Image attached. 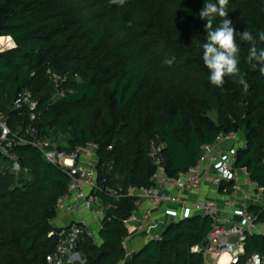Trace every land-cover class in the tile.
<instances>
[{
    "label": "trees",
    "instance_id": "trees-1",
    "mask_svg": "<svg viewBox=\"0 0 264 264\" xmlns=\"http://www.w3.org/2000/svg\"><path fill=\"white\" fill-rule=\"evenodd\" d=\"M215 2L0 0V38L15 44L0 52V118L13 140L8 153L0 149V264H49L61 229L57 203L70 182L20 138L36 135L66 151L96 144L100 177L126 192L152 184L153 140L164 145V165L174 177L196 165L202 147L220 133L240 132L245 144L236 151L235 166L264 186V74L247 61L252 45L240 38L248 30L255 46L264 48L258 39L264 0H229L226 9L237 32L247 91L232 77H225L222 88L208 79L202 59L206 21L199 12ZM25 92L36 107L24 103L14 109ZM135 209L133 197L115 202L98 242L84 235L78 244L84 262L67 264H207L194 250L206 245L211 229V219L203 215L172 220L161 239L143 242L125 258L124 220ZM246 249L264 254V236H249Z\"/></svg>",
    "mask_w": 264,
    "mask_h": 264
},
{
    "label": "built area",
    "instance_id": "built-area-1",
    "mask_svg": "<svg viewBox=\"0 0 264 264\" xmlns=\"http://www.w3.org/2000/svg\"><path fill=\"white\" fill-rule=\"evenodd\" d=\"M24 103L31 108L37 104L31 94L25 92L15 101L14 109H20ZM27 130L35 133L30 127ZM11 135L6 119L0 118V149L5 153H8L7 147L13 145V140L9 139ZM19 140L37 147L48 162L66 172L70 179L67 192L57 203L55 222L61 218L65 222L58 224L61 227L55 232L59 237L58 245L47 257L49 264L84 262L77 250L78 244L84 235L98 242L93 227L101 230L107 213L123 197L135 198L136 206L124 220L129 229V235L122 243L125 258L137 250L130 245L133 237H141L144 243L158 240L172 220L203 215L211 219V229L206 245L196 246L195 251H201L205 259L210 254L213 264H264L263 253H248L246 249L249 236H264V217L261 216L264 186L252 179L245 167L235 166L236 151L245 144L240 132L220 133L213 143L202 147L196 165L174 177L167 174L164 165V145L153 140L149 149V157L156 166L150 178L152 184L148 187L131 186L126 192L100 177L97 145L94 143L66 151L59 149L55 141L36 135L30 141ZM13 167L20 169L17 162ZM205 183L214 186L218 196L191 200L189 196L202 192ZM107 197L112 200L106 201Z\"/></svg>",
    "mask_w": 264,
    "mask_h": 264
},
{
    "label": "clouds",
    "instance_id": "clouds-1",
    "mask_svg": "<svg viewBox=\"0 0 264 264\" xmlns=\"http://www.w3.org/2000/svg\"><path fill=\"white\" fill-rule=\"evenodd\" d=\"M126 0H110L112 4L123 6ZM229 0H216L215 3H205L199 12L201 20L206 21L207 39L203 44V64L209 70V81L212 85L222 88L225 77H232L247 91L250 87L245 74L239 68L240 48L236 41V30L229 18L227 6ZM220 18L218 26L213 28L214 21ZM241 40L252 46L248 50L247 61L253 67L260 65V72L264 74V48H257L253 34L244 30L240 33ZM258 39L264 42V32L258 34ZM255 62V63H253ZM170 63V61H169Z\"/></svg>",
    "mask_w": 264,
    "mask_h": 264
},
{
    "label": "rangeland",
    "instance_id": "rangeland-1",
    "mask_svg": "<svg viewBox=\"0 0 264 264\" xmlns=\"http://www.w3.org/2000/svg\"><path fill=\"white\" fill-rule=\"evenodd\" d=\"M139 15H142V13H139ZM14 46H15V44H14V42H13L12 39H10V38H4V37H1L0 38V52L5 51V50H8L10 48H13ZM60 142L61 141H59V143ZM56 144L58 145L57 142H56ZM98 230H99L98 227L97 228L96 227H93V232H94L95 236H99ZM135 238H137V237H133L131 239V241H130L131 244L130 245L134 246L137 249V248L140 247L139 244H142V242L141 241H137L138 244L135 243ZM205 261H206L207 264H213L214 263V260L212 259V257H211L210 254L207 255Z\"/></svg>",
    "mask_w": 264,
    "mask_h": 264
},
{
    "label": "crops",
    "instance_id": "crops-1",
    "mask_svg": "<svg viewBox=\"0 0 264 264\" xmlns=\"http://www.w3.org/2000/svg\"><path fill=\"white\" fill-rule=\"evenodd\" d=\"M4 38H8V37H4ZM11 39V38H10ZM217 190L214 186H211L210 183H205L204 189L202 192H200L199 194H195V195H190L189 198L191 200L198 198V197H217ZM63 222H65L64 218H61L58 222H56L57 224H63ZM137 238H135V243L138 244L137 241H141L142 244H139L140 246L143 245V240L141 237L139 236H135Z\"/></svg>",
    "mask_w": 264,
    "mask_h": 264
}]
</instances>
